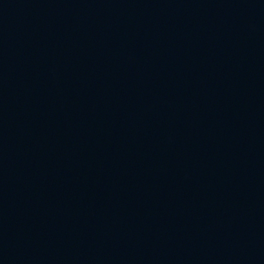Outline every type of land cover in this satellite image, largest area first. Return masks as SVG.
<instances>
[{
    "label": "water",
    "instance_id": "water-1",
    "mask_svg": "<svg viewBox=\"0 0 264 264\" xmlns=\"http://www.w3.org/2000/svg\"><path fill=\"white\" fill-rule=\"evenodd\" d=\"M0 264H264V0H0Z\"/></svg>",
    "mask_w": 264,
    "mask_h": 264
}]
</instances>
